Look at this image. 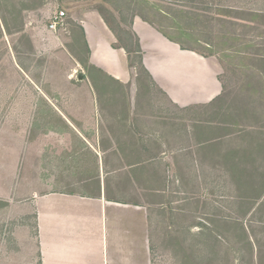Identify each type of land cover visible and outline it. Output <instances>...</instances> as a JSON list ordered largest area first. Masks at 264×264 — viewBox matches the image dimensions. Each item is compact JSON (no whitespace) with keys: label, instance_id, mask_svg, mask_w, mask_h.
<instances>
[{"label":"crops","instance_id":"obj_1","mask_svg":"<svg viewBox=\"0 0 264 264\" xmlns=\"http://www.w3.org/2000/svg\"><path fill=\"white\" fill-rule=\"evenodd\" d=\"M82 27L89 63L129 94H95L88 82L91 94L56 105L13 60L28 90L0 94V264H221L224 241L195 217L210 189L194 175L209 151L195 114L223 94L220 61L134 17L143 65L164 92L139 98L114 37L92 43Z\"/></svg>","mask_w":264,"mask_h":264},{"label":"rangeland","instance_id":"obj_2","mask_svg":"<svg viewBox=\"0 0 264 264\" xmlns=\"http://www.w3.org/2000/svg\"><path fill=\"white\" fill-rule=\"evenodd\" d=\"M100 1L0 0L3 6L6 4L5 7L11 10H21L20 15L23 22L21 35H24L23 38L20 34H7L0 19V94H24L28 90L23 78L14 71L13 60L19 61L22 65L24 63V66L28 64V68L24 67V69H27L30 78L44 94H55L52 101L56 105H69L74 94H91L88 90V82L95 86V94H129L128 86L123 87L122 84L112 81L91 65L82 64L85 63L82 61L85 60L86 49L84 39L74 24H80L81 26L84 24L86 26L90 39L93 40L92 43L96 42L98 32L105 33L107 37H114L113 33L107 29L106 24L103 25V20L94 9ZM158 2L167 7L165 5L169 2H177V0H158ZM207 5L212 8L219 5H230L256 9L264 8V0H214L212 3L208 2ZM60 10L65 13L64 24L59 25L55 31H50L48 25L51 18ZM5 14L8 15V23L12 28L15 22L14 17H10L6 11ZM239 31L241 32V30ZM257 32L246 31L244 38L252 41L250 49H258L260 42L263 41L262 37L254 36ZM196 36L198 38L203 37L202 39L207 38L203 33ZM25 37L30 41V47L26 43ZM239 56L243 57L244 55ZM239 56L237 57L240 58ZM221 66L223 70L220 77L225 86L223 97L213 106L210 105V108H205L203 114H195V118L213 120L215 125L223 121L226 122L230 120L229 113L234 112L242 100L251 98L254 104L249 107L254 108L249 109L246 116L238 120L243 125L254 126L250 130L254 132L253 135H258V131H264V121L257 122L263 107L261 108L256 103V100L260 97L264 99V63L254 68L251 66L244 67L242 58L230 59L229 61L224 59ZM78 73H82L85 79L82 84L78 83L82 80H78ZM247 75H251V78L247 79ZM68 76H71L73 81L68 80ZM130 82L132 83V94H135L137 90L135 89L133 74H130ZM150 88L149 94H141V91H139V98H146L148 95L156 97L155 94H160L152 86ZM28 92H31L30 89ZM235 97H237V100L240 99L236 103ZM249 113L251 114L249 115ZM182 119H185V117H180V120ZM207 126L210 127L211 125L208 123ZM206 133L209 136V143H211L213 136L222 134L219 129L212 131L208 129L206 132L204 131L206 138ZM247 141L254 144L251 140L242 142L238 140L236 141L238 143L237 147H241ZM232 143L230 141L221 142L219 149L221 151L219 152H214L213 146H209L208 156H205L206 161L203 166L198 167V163H196V172L199 174L204 173L203 186L205 189H210V197L205 196L207 201L204 202L197 199L195 217H203L205 214L204 217L210 221L211 234L215 237L220 235L224 241L225 244L223 243L222 246H224L225 255L221 264H264V206L259 205L262 201L264 203V197H262V200L260 198L257 204L252 207L250 206L252 199H250L251 202L245 204L228 196V194L234 193L235 190L236 184L232 180H242L238 173H230L232 176L229 177V172L225 169L227 163L231 164L239 160L237 155L227 154V149H224L226 145ZM218 161L222 162V168ZM259 161L263 163L262 159ZM216 175H218L217 178ZM226 177L229 178L227 184ZM252 177L264 178V172L257 173ZM198 186H202L201 177ZM200 197L202 198V196ZM208 198L210 201H208ZM208 202H210V206ZM219 203L220 206H218ZM249 236L255 238L259 246L258 253L256 251L257 262L254 259L252 244L249 243Z\"/></svg>","mask_w":264,"mask_h":264},{"label":"trees","instance_id":"obj_3","mask_svg":"<svg viewBox=\"0 0 264 264\" xmlns=\"http://www.w3.org/2000/svg\"><path fill=\"white\" fill-rule=\"evenodd\" d=\"M208 2L212 3L214 0H177V2H169V4L165 5L167 7L161 5L158 0H101L94 8L115 37L112 46L125 51L127 67L130 74H133L137 90L135 94H149L151 86L160 94H164V92L155 85L150 73L143 65L139 38L132 28L134 17H139L142 21L151 25L169 41L178 44L181 49L194 51L204 56H215L220 63H223L224 59L229 61L230 59L236 60L240 58L243 59L244 67L251 66L255 68L264 63V8L252 9L230 5H219L212 8L207 5ZM5 5L3 6L0 3V19L4 31L9 35L20 34L24 38V35H21L23 29L21 10H11ZM5 11L9 13L10 17H14L15 22L12 28L9 26L8 15L5 14ZM74 26L84 39L86 57L82 61L85 63L82 64L91 65L89 63L90 51L85 40L83 27L80 24H74ZM247 30L258 31L254 36L262 37L263 41L260 42L258 49H250L252 41L244 38ZM202 33L207 38L202 39L203 37L198 38L196 36L197 34L202 35ZM25 39L30 47V41L26 37ZM239 55L244 56L240 57ZM91 66L94 67L93 65ZM94 68L103 73L98 68ZM246 78L250 79L251 75H247ZM223 88H225L224 85ZM139 91L141 92L139 93ZM222 97L223 94H220L209 102L205 108L210 105L213 106ZM262 98L260 97L256 100L257 105L261 108L263 107L257 122L260 120L264 121V99ZM239 100L235 97V103ZM252 104L254 102L251 98L249 100L244 99L234 112L229 113L230 120L215 125L213 120L208 121L205 119L204 126L205 129L211 131L219 129L222 132V134L220 133V135H215L211 138L209 146H213L214 152L221 151L219 150L221 142L230 141L233 143L226 145L224 149H227V154H235L239 157V160L226 164L225 169L229 172V177L232 176V173H238L240 178H242L239 181L232 180L236 186L234 193L228 194V196L232 199L236 198L237 201L245 204L251 202L250 199H252L250 206L254 207L259 199L261 198L262 200V197H264V178L257 177V179L252 177L257 173L264 172V131H258V135H253L254 132L250 129L254 126L243 125L238 120L244 118L249 109L254 108L249 107ZM208 123L211 125L210 127L207 126ZM238 140L240 142L251 140L254 144L247 141L241 147H237L238 143L236 141ZM258 159H262L263 163ZM197 163L198 167L202 166L201 162ZM218 163H220L221 167L222 162L218 161ZM194 175L196 177L197 172ZM227 178H225L226 184L229 181V178ZM195 181L198 182L197 179ZM259 205L264 206L263 201Z\"/></svg>","mask_w":264,"mask_h":264},{"label":"built area","instance_id":"obj_4","mask_svg":"<svg viewBox=\"0 0 264 264\" xmlns=\"http://www.w3.org/2000/svg\"><path fill=\"white\" fill-rule=\"evenodd\" d=\"M64 16L65 13L62 10L56 12L54 16L51 18V21L48 25L49 30L55 31L59 25L62 26L64 24Z\"/></svg>","mask_w":264,"mask_h":264},{"label":"water","instance_id":"obj_5","mask_svg":"<svg viewBox=\"0 0 264 264\" xmlns=\"http://www.w3.org/2000/svg\"><path fill=\"white\" fill-rule=\"evenodd\" d=\"M78 80H81L82 78H83V75H82V73H78Z\"/></svg>","mask_w":264,"mask_h":264}]
</instances>
